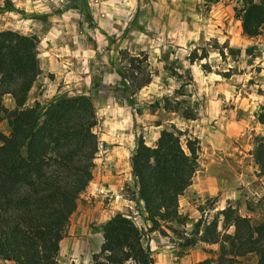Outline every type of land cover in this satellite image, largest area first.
<instances>
[{"label":"rangeland","instance_id":"obj_1","mask_svg":"<svg viewBox=\"0 0 264 264\" xmlns=\"http://www.w3.org/2000/svg\"><path fill=\"white\" fill-rule=\"evenodd\" d=\"M9 1L14 10H0V31L34 34L39 41L42 71L26 105H46L60 95L90 96L99 140L95 158L115 145L131 153L138 137L153 147L163 129L177 133L182 146L186 139H198L200 146L192 184L178 200V221L150 231L142 205L133 198L132 179L121 183L118 193L106 183H89L79 200L87 207L98 204L102 215L90 224L92 235L78 248L76 261L59 256V264H92L102 243L96 230L118 212L143 230L156 264L215 260L218 244L186 243L196 221H210L229 205L254 221L264 219V176L252 156L254 136L264 134L257 120L264 98V28L256 37L242 34L239 0H36L39 11L33 12L27 10L32 8L27 0L18 7L19 0ZM126 53L146 59L153 73L150 83L133 94L120 85ZM3 104L14 107L9 95ZM164 105L177 109L165 110ZM185 112L193 118L187 119ZM211 113L225 119L218 124ZM201 118L203 122L196 121ZM235 120L243 123L241 129L235 128ZM220 127L226 130L223 136L227 127L241 132L228 135L224 148L217 150L203 142L202 134ZM0 131L9 133L5 120ZM104 133L123 142L102 143ZM103 161L102 166L107 159ZM224 221L219 214L221 233L233 232ZM239 261L255 264L256 257L248 254Z\"/></svg>","mask_w":264,"mask_h":264},{"label":"trees","instance_id":"obj_2","mask_svg":"<svg viewBox=\"0 0 264 264\" xmlns=\"http://www.w3.org/2000/svg\"><path fill=\"white\" fill-rule=\"evenodd\" d=\"M242 34L256 37L264 28V0H239ZM0 10H14L9 0ZM38 38L15 30L0 31V261L10 264H59L60 241L66 237L71 214L92 179L99 140L95 105L83 94L53 98L46 105H26L28 93L41 74ZM119 68L120 85L133 94L152 79L146 59L127 54ZM9 95L14 107L3 104ZM177 104V103H175ZM165 110L176 106L164 105ZM186 113V112H185ZM192 119V113H186ZM257 120L264 125V102ZM198 139H186L163 129L153 147L138 137L130 157L133 198L142 205L150 231L178 221V200L198 169ZM254 163L264 176V134L255 135ZM233 226L218 229V215ZM102 243L92 264H156L143 242V230L123 213L102 225ZM218 244V257L196 264H240L248 254L264 264V219L254 221L230 205L210 221L194 223L186 246Z\"/></svg>","mask_w":264,"mask_h":264},{"label":"crops","instance_id":"obj_3","mask_svg":"<svg viewBox=\"0 0 264 264\" xmlns=\"http://www.w3.org/2000/svg\"><path fill=\"white\" fill-rule=\"evenodd\" d=\"M27 1L30 2L32 6V8L27 9L29 10V12H33V10L39 11V9L36 7V5L38 4L36 0H27ZM20 5L26 6L25 3L21 4V0H19V2L15 4V6L18 7ZM263 102H264V98H263L262 104ZM210 118H217L216 123L218 124L220 123L222 119H225L224 116H219V113H217L215 117L213 113H211ZM196 121L203 122V118H201L200 120H196ZM235 123H236L235 128L239 129L240 127L241 129V125L243 123L241 121H236V120H235ZM238 129L233 128L229 130V128L227 127V131H228L227 134L228 135L233 134L235 136H238L241 132ZM224 132H226V130L225 128H222V127L219 128V131L211 130V132H204L202 134L203 142H205V144L209 146L211 145L214 149H217V150L223 149L224 146H222V142L226 140L228 141V135H224V136L221 135ZM101 136L102 137H100V139L102 143L105 141L112 142V140H115L118 143L123 142L121 141L119 137H114V136L111 137L110 135L105 134V133L102 134ZM133 145H135V141H133ZM104 153H102V156L100 157L98 156L97 158H95V161H94L95 166L92 172L93 177H92V180L90 181V184L95 186V185H102L106 183L108 185V188L116 192L118 188L120 187L121 183H123L127 178L131 179L130 157H131L132 152L129 153V151H127L125 146L122 147V146L115 145L107 149L105 156L103 155ZM104 159H107V161L102 166L100 162H104L103 161ZM107 167H110V169L106 170ZM98 209H99L98 204L95 206L87 207L86 205H84L83 202L78 200L77 207L75 211L71 214L70 219H69L66 237H64L60 241L58 260H59V256H61L62 258H66L70 260V262L76 261V259L74 258L77 255L78 248L79 247L82 248L83 245L87 243V238L92 235L90 224H92L95 216L102 215V213L99 212ZM101 225L98 226L96 233L100 235V238L102 239L103 232L101 230ZM193 255L194 253L186 255V256L189 258V256H193ZM199 261H201V259H195V261L193 262L197 263ZM0 264H10V263L6 261H0ZM158 264H169V263L160 262ZM175 264H178V263H175Z\"/></svg>","mask_w":264,"mask_h":264}]
</instances>
